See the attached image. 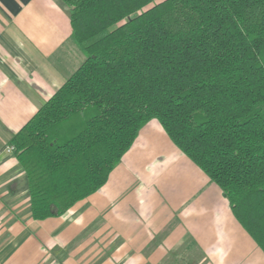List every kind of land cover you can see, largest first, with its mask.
I'll return each instance as SVG.
<instances>
[{
	"label": "trees",
	"instance_id": "16d2710c",
	"mask_svg": "<svg viewBox=\"0 0 264 264\" xmlns=\"http://www.w3.org/2000/svg\"><path fill=\"white\" fill-rule=\"evenodd\" d=\"M61 1L86 58L9 142L33 218L99 190L157 119L264 251V0Z\"/></svg>",
	"mask_w": 264,
	"mask_h": 264
},
{
	"label": "crops",
	"instance_id": "0c3cea01",
	"mask_svg": "<svg viewBox=\"0 0 264 264\" xmlns=\"http://www.w3.org/2000/svg\"><path fill=\"white\" fill-rule=\"evenodd\" d=\"M54 5L0 0V264H264L221 187L157 119L99 190L33 218L9 142L85 60L70 14L57 5L56 19Z\"/></svg>",
	"mask_w": 264,
	"mask_h": 264
},
{
	"label": "rangeland",
	"instance_id": "374dc122",
	"mask_svg": "<svg viewBox=\"0 0 264 264\" xmlns=\"http://www.w3.org/2000/svg\"><path fill=\"white\" fill-rule=\"evenodd\" d=\"M54 3L56 4V5H54L53 6V8H50V7H48V10L49 11H51V10H53L55 13V16H56V19H58L59 17H58V12H57V5L58 6H60L61 8H62V10H65L68 14H70V10H69V8H68V6L63 2V1H61V0H54ZM152 5V4H151ZM151 5H149L148 7H150ZM85 58H86V55H85ZM83 60V59H82ZM80 62H82V61H80Z\"/></svg>",
	"mask_w": 264,
	"mask_h": 264
},
{
	"label": "built area",
	"instance_id": "2783aa9c",
	"mask_svg": "<svg viewBox=\"0 0 264 264\" xmlns=\"http://www.w3.org/2000/svg\"><path fill=\"white\" fill-rule=\"evenodd\" d=\"M9 151H14V146H9V149H8Z\"/></svg>",
	"mask_w": 264,
	"mask_h": 264
}]
</instances>
